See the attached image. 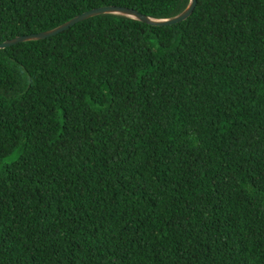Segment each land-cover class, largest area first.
<instances>
[{"label":"trees","instance_id":"16d2710c","mask_svg":"<svg viewBox=\"0 0 264 264\" xmlns=\"http://www.w3.org/2000/svg\"><path fill=\"white\" fill-rule=\"evenodd\" d=\"M188 3L0 0V42ZM0 264H264V0L0 47Z\"/></svg>","mask_w":264,"mask_h":264},{"label":"water","instance_id":"95a60500","mask_svg":"<svg viewBox=\"0 0 264 264\" xmlns=\"http://www.w3.org/2000/svg\"><path fill=\"white\" fill-rule=\"evenodd\" d=\"M197 0H189L188 5L186 8L177 16L170 18V19H165V20H156V19H151L148 18L137 11L125 7H118V6H106V7H100V8H95L92 10H89L87 12H84L82 14H79L72 19L68 20L67 22L61 24L60 26L46 31V32H41V33H36V34H30V35H25V36H18L15 37L11 40L0 42V47L5 48L11 45H14L19 42L27 41V40H39V39H45L50 36L56 35L57 33H60L69 27L73 26L74 24L81 22L82 20H85L89 17L95 16V15H100V14H118V15H123L127 16L136 20H139L140 22L149 24V25H155V26H166V25H173L176 23H179L183 20H185L193 11L195 5H196Z\"/></svg>","mask_w":264,"mask_h":264}]
</instances>
